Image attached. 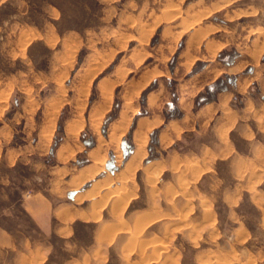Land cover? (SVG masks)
I'll return each mask as SVG.
<instances>
[{
	"label": "rangeland",
	"instance_id": "1",
	"mask_svg": "<svg viewBox=\"0 0 264 264\" xmlns=\"http://www.w3.org/2000/svg\"><path fill=\"white\" fill-rule=\"evenodd\" d=\"M253 40L264 44V0H0V115L10 142L32 151L33 163L1 166L0 227L18 243L46 245L26 264H264L263 115L255 121L246 112L251 140L242 124L219 132L245 163L220 160L204 176L190 162L160 163L214 140L202 123L209 111L196 104L207 85L221 80L216 97L230 96L233 108L246 98L264 108V50L251 61ZM123 114L130 124L116 141ZM139 117L156 125L143 128ZM160 132L176 140L159 144ZM138 133L146 137L143 155L132 172L119 173ZM67 143L62 155L58 146ZM90 162L102 170L80 189L112 180L107 191L124 210L103 217L119 226L127 219L128 230L94 240L96 222L78 220L60 234L41 231L23 204L41 190L54 205L58 165L69 178ZM1 242L0 264H19L22 248Z\"/></svg>",
	"mask_w": 264,
	"mask_h": 264
},
{
	"label": "crops",
	"instance_id": "2",
	"mask_svg": "<svg viewBox=\"0 0 264 264\" xmlns=\"http://www.w3.org/2000/svg\"><path fill=\"white\" fill-rule=\"evenodd\" d=\"M203 69V68H202ZM202 69L197 71V74H199ZM225 93V91H223ZM221 93V92H219ZM218 93V95H219ZM230 96L228 99H219V97H216L213 101L204 103L199 109L206 108L208 114L206 117H209L210 114L213 115L211 118H207L204 115V118L202 120V123L204 121H207V124H211V130L213 131V135H215L214 140L211 143H203L201 148L198 152L194 153V155H188V156H180V154H174L170 156L171 158L165 162L162 163L165 167L171 168L173 165H177L178 163H192L193 169H200L202 176H204L206 173H209L210 171H216L217 168V162L224 159H229L234 165L235 162H247L245 158L241 156V152L239 151L238 147L235 144L230 145L225 144L219 137V132L227 128L229 131H231L236 126H242L241 132H243L242 135L243 138L247 140H251V136H249L250 132H254L252 128L247 125L245 126L242 121L247 117V114L253 118V120L256 121L257 116L256 115H263L264 116V108L261 106H256L251 98H246L243 102V104L239 107L235 106L236 108H233L230 106L229 101ZM232 99V98H231ZM249 102H251L252 110L253 112H256L254 115L251 113V109L249 111H246L247 108H249ZM209 108V109H207ZM205 112V110H204ZM2 115V113H1ZM0 115V168L1 166H8L12 167L17 162H25L29 163L31 165V168L33 167L32 161H29V155H31L32 151H29L27 147L22 145H16L12 144L11 138L13 136L11 126L5 122L8 120L4 115L1 117ZM5 119V120H4ZM174 119V118H171ZM157 119L156 118H149L148 120H145L144 117L138 118V124L141 125V127H145L147 124H150V126H155ZM202 132L205 133V129H202ZM207 133V132H206ZM252 135V136H253ZM171 139L172 142L176 140V137L174 138L171 134V132L166 133H159L158 136V143L162 144V142L166 138ZM133 140L135 145L133 146V149L135 151L137 142L134 139ZM68 143L60 144L58 146V152L67 153L68 151ZM253 149L250 159H253L255 156L254 151L257 148V144L254 142L252 143ZM169 146V145H167ZM93 149V148H92ZM28 150V151H27ZM92 152V150H90ZM56 152V155H59L60 153ZM96 156V153H94ZM254 155V156H253ZM94 156V157H95ZM129 160V159H128ZM127 160V161H128ZM126 161V162H127ZM126 162L124 163L122 170L119 171L121 173L125 169ZM96 164V163H95ZM93 162H90L86 164V166H83L78 169L77 173L69 178H66L64 176V169L65 166L58 165L57 172L58 176L53 180L57 183L56 186V193H55V204L53 205L50 202V198L47 195H44L43 191H38L37 193L33 194L30 199H28L24 204L23 208L26 212H28L35 220L36 223L39 225L40 230L44 233L47 232H55V233H61L62 230L68 229L69 227H72V224L78 220L83 221H93L96 222V230L94 233V240L105 238L109 239L112 232L114 231V227L116 228V231H123L128 230L129 222L127 219H124L126 221V224L123 226H119L118 222L114 220L113 218H104L103 216L105 214H109V216L112 217V215L122 214L123 209L121 211L118 210V206L120 205L119 199L116 198L115 195H113L111 192L107 191L108 185L112 182V180H108L106 176L96 178L94 181V184L80 189V186L84 184L89 178L86 177L88 174H92L95 172H99L102 170L101 167H99V171H96L97 165H95ZM37 167L44 168V164L40 162V164H37ZM78 183V184H77ZM113 189V188H112ZM102 191L100 195L98 194V191ZM79 195H87L85 198H82L79 200V202L76 200V198ZM87 202L83 206H79L82 203ZM148 215L151 213H147ZM134 216H146L144 212L136 213ZM52 220H56L59 222L58 227H52L51 222ZM70 230V229H69ZM109 231L108 232H106ZM71 228V232H72ZM106 232V235H105ZM108 233V235H107ZM0 239H1V246L4 248H22L20 250V258L22 263H27V260L25 258L29 257L28 255L32 253L33 251L41 252L46 245L44 244H36L33 245L30 242H26L25 240H21L20 243L14 239V236L6 229H3L0 227Z\"/></svg>",
	"mask_w": 264,
	"mask_h": 264
},
{
	"label": "bare ground",
	"instance_id": "3",
	"mask_svg": "<svg viewBox=\"0 0 264 264\" xmlns=\"http://www.w3.org/2000/svg\"><path fill=\"white\" fill-rule=\"evenodd\" d=\"M219 2H220V0H219ZM220 7L221 6V4H219V5H214L212 8H217V7ZM172 10V9H171ZM189 27V26H188ZM189 28H191V25H190V27ZM185 31V30H184ZM253 44H254V48L252 49V53H251V55H252V59L253 60H251V61H255V62H257V57H258V55L260 54V52L262 51V50H264V44H261V45H259L258 44V42L257 41H254L253 40ZM212 50V49H211ZM240 66V65H239ZM232 69V68H231ZM239 69V68H238ZM245 81V80H244ZM245 87V86H244ZM104 98L105 99H107V96H104ZM52 114H53V112H52ZM51 114V115H52ZM126 114H123V116L121 115V119H120V121L115 125V127H114V131H113V134H112V138L114 139V140H118L119 139V134L120 133H123V131H124V129H125V127L126 126H128L129 124H130V119H128L126 116H125ZM136 115V112H135V110L133 109L132 110V114H131V116L132 117H134ZM98 118V115H97V117H96V119ZM76 125V127H72L71 128V130H72V132H76L77 131V128H78V125L77 124H75ZM136 140H137V145H136V149H135V151H134V153L132 154V156L130 157V159L127 161V163H126V165H125V170H126V172H128V173H130V172H132L133 171V169L135 168V167H137V162L141 159V157H142V155H143V151H144V144H145V141H146V137H143V135H140L139 133L137 134V137H136ZM106 232H108L109 233V231H107L106 230ZM106 232H105V235H106ZM108 233H107V235H108Z\"/></svg>",
	"mask_w": 264,
	"mask_h": 264
},
{
	"label": "trees",
	"instance_id": "4",
	"mask_svg": "<svg viewBox=\"0 0 264 264\" xmlns=\"http://www.w3.org/2000/svg\"><path fill=\"white\" fill-rule=\"evenodd\" d=\"M221 84V80H217L215 81L214 83H211L209 85L206 86L205 88V91L200 93L198 96H197V101H196V104L198 106L206 103V102H209L211 100H214L215 97H216V92L219 91V86ZM168 106H172V104H168ZM116 111V109H115ZM178 115V114H177ZM170 116H174L173 115H168V117ZM124 140H127V139H124ZM128 149H131V145L128 144ZM127 157V155L125 156Z\"/></svg>",
	"mask_w": 264,
	"mask_h": 264
},
{
	"label": "water",
	"instance_id": "5",
	"mask_svg": "<svg viewBox=\"0 0 264 264\" xmlns=\"http://www.w3.org/2000/svg\"><path fill=\"white\" fill-rule=\"evenodd\" d=\"M126 144H127L126 140H123L121 143V149L123 151L124 157L126 155L128 156V154H130L132 152V149H128V144L127 145Z\"/></svg>",
	"mask_w": 264,
	"mask_h": 264
}]
</instances>
